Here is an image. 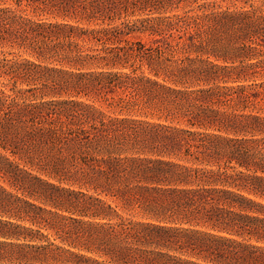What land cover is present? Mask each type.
Returning a JSON list of instances; mask_svg holds the SVG:
<instances>
[{"label":"trees","instance_id":"obj_1","mask_svg":"<svg viewBox=\"0 0 264 264\" xmlns=\"http://www.w3.org/2000/svg\"><path fill=\"white\" fill-rule=\"evenodd\" d=\"M236 1L0 0V264H264V0Z\"/></svg>","mask_w":264,"mask_h":264},{"label":"rangeland","instance_id":"obj_2","mask_svg":"<svg viewBox=\"0 0 264 264\" xmlns=\"http://www.w3.org/2000/svg\"><path fill=\"white\" fill-rule=\"evenodd\" d=\"M209 1H216L217 3L221 4L222 6H231L233 5L234 3H238V1L236 0H225V1H222V0H209ZM27 13L31 16H35L36 14L33 12L32 9H28ZM108 111L110 112H114V109L112 108H107Z\"/></svg>","mask_w":264,"mask_h":264}]
</instances>
